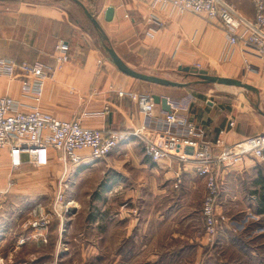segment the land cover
Wrapping results in <instances>:
<instances>
[{
  "label": "crops",
  "instance_id": "obj_1",
  "mask_svg": "<svg viewBox=\"0 0 264 264\" xmlns=\"http://www.w3.org/2000/svg\"><path fill=\"white\" fill-rule=\"evenodd\" d=\"M228 1L246 17L254 18L252 0ZM83 3L96 15L109 44L136 70L172 78L170 76L179 66H199L215 70L220 76L248 81L262 90L264 99V54L241 43L224 57L227 33L219 21L199 14L179 15L169 7L151 6L146 0H84ZM109 7H112L113 15L107 20ZM61 39L70 42V60L44 83L40 108L46 113L66 120L79 119L85 127L134 129L143 124L145 116L129 95L120 96L118 91L149 92L168 97L180 113H188L202 139L211 143L218 137L230 143L264 130V116L262 120L257 118L245 102L237 101L239 95L233 97L234 93L226 95L210 88L198 90L199 86L204 88V83L194 82L198 79L195 76L186 74L188 77L183 82L191 83L185 87H169L123 73L104 53L103 39L74 0H0V58L17 63L53 64L56 45ZM22 78V73L12 77L0 74V96H11L18 101L19 111L28 112L34 99L23 92ZM156 108L159 114L166 111L160 103ZM144 145L143 141L132 139L102 159H94L88 151H83L84 159L70 166L64 187L74 175L79 176L77 180L81 182L83 177L93 174L99 182L95 195L125 194L127 202L128 199L135 202L138 195H143L145 213L143 219L130 212L122 213L118 221L124 225L113 233V237L103 230L97 240H91L83 229L81 240L84 241H76V237L73 239L76 242L70 243L73 246L67 255L68 264H158L161 256L187 254L186 239L190 238L192 242L202 238L197 245H192L202 251L208 246L204 234L202 237L191 234L204 233L203 222L199 226L201 231L191 225L193 214L197 211L201 214L199 204L205 194L204 178L190 162L183 164L165 158L158 162L152 160L144 151ZM24 155H21V164L11 167L12 171L16 169L14 180L20 186L34 172ZM48 156L43 172L56 186L63 173L61 155L49 148ZM249 159L226 170L225 187L230 185L232 169L246 171L250 166ZM9 160V148L5 147L1 150V167ZM177 177L182 182L174 187ZM158 196L159 201L155 200ZM161 230L167 241L159 251L155 248L157 238L154 236ZM169 235L182 237V246L178 250L171 249L174 246L170 244ZM54 250L55 259L60 258L59 248Z\"/></svg>",
  "mask_w": 264,
  "mask_h": 264
},
{
  "label": "built area",
  "instance_id": "obj_2",
  "mask_svg": "<svg viewBox=\"0 0 264 264\" xmlns=\"http://www.w3.org/2000/svg\"><path fill=\"white\" fill-rule=\"evenodd\" d=\"M151 6L184 13L199 14L209 20H217L227 33L224 57L243 43L256 48L264 54V0H252L254 18L246 17L228 0H146ZM157 21V20H156ZM161 23V21H157ZM70 42L61 39L56 45L53 64L42 62L17 63L5 57L0 58V74L15 76L22 73V90L34 99L28 112L18 110V101L9 95L0 96V155L3 148H9L12 166L21 164L22 154H26L35 167H43L49 160V148L60 152L63 173L55 192L53 211L43 207L34 210L29 226L39 231L38 236L46 241L45 232L55 216L61 218L76 205L73 200L64 201V178L70 166L84 159L83 151H88L94 159H102L121 144L138 139L145 143L144 151L154 161L169 159L181 163H192L201 178L205 180V195L202 204V216L208 235L214 238L220 227L228 221L226 215L218 213L220 197L223 194L224 175L233 165L246 159H264V130L247 135L234 142H226L218 137L214 143L201 137L197 125L188 113L169 100L171 111L156 113L157 103L154 94L149 92L118 91L120 96H130L145 119L143 124L129 130L91 128L81 124L79 119H61L41 110L45 81L57 68L70 60ZM249 67L251 65H248ZM233 124V122H232ZM182 182L180 177L174 187ZM64 187V188H63Z\"/></svg>",
  "mask_w": 264,
  "mask_h": 264
},
{
  "label": "rangeland",
  "instance_id": "obj_3",
  "mask_svg": "<svg viewBox=\"0 0 264 264\" xmlns=\"http://www.w3.org/2000/svg\"><path fill=\"white\" fill-rule=\"evenodd\" d=\"M107 45L109 44L107 43ZM104 53L110 57L106 50ZM177 71L178 69L173 71L170 77L183 82L188 75L185 72H179L182 76L178 77ZM167 72L170 73V71ZM209 72L212 75L217 74L215 70ZM203 86L204 88L199 86L198 90L210 88L226 95L234 93L233 97H236V94L239 95L237 101L245 102L253 114L262 120L261 117L264 114L255 107V104L259 103L264 112L261 89L254 92L243 87L225 86L219 83H204ZM23 157L28 156L24 155ZM247 161L250 163L249 168L246 171L232 169L230 185L225 187L224 184L218 213L226 215L228 222L220 227L214 238L206 232L202 210L201 214L199 211L193 214V224L191 225L201 231L199 226L203 222L204 233L191 234L198 237L204 234L208 244L207 247L205 246L206 249L202 251L198 246L195 248L192 246L197 245L202 238L194 239L192 242L189 238L185 241L188 244L184 245L189 248L187 254L172 253V257L161 256V262L158 264H168L169 261L170 264H264V214H258L259 204L256 198V191L261 189L259 180L264 176V159L260 161L249 159ZM11 167V160L3 168L0 165V264H68L69 256L67 255L72 251L73 246L70 243L84 241L81 240L83 229L89 233L91 240H97L103 230L113 237V233L119 231L121 226L123 227L124 224L118 221L122 213L130 212L135 217L143 219L145 213L143 195H138L135 202H131L129 199L127 202L125 194L98 196L95 195V188L99 183L97 177L88 174L83 177L81 182H78L79 176L74 175L69 180V185L65 187L63 198L65 202L73 200L76 205L61 218L55 216L52 219L47 231H44L46 236L44 242L42 237L37 235L39 231L37 232L34 230L35 228L29 226V221L34 217V210L39 206L47 211H53L56 201L54 194L59 184L57 182L55 186L50 182L51 177H46L47 174L43 172V167L32 165L33 175L26 177L27 181L23 186L17 185V180H14L16 169L12 171ZM8 183L11 184L8 185ZM156 199L159 201L160 197L158 196ZM203 201L204 198L199 204L201 207ZM241 210L243 211L241 212ZM104 216L106 217L104 218ZM97 218H99L98 221ZM246 218L248 221H245ZM242 225L244 226L242 227ZM61 226L63 227L62 231ZM165 228L168 232L169 226ZM56 230L57 233H55ZM50 233L54 234L50 236ZM164 233L161 230L154 236L157 238L154 244L156 250L162 251L163 249L159 248L166 245L167 238L166 234L163 235ZM55 235L57 236L55 237ZM169 237H171V246H174L171 249L178 250L182 246L180 245L182 237L176 238L174 235H169ZM74 238L76 241H73ZM54 248H59L60 258L55 259L53 256Z\"/></svg>",
  "mask_w": 264,
  "mask_h": 264
},
{
  "label": "water",
  "instance_id": "obj_4",
  "mask_svg": "<svg viewBox=\"0 0 264 264\" xmlns=\"http://www.w3.org/2000/svg\"><path fill=\"white\" fill-rule=\"evenodd\" d=\"M87 14L88 18L90 19V21L92 22V24H94L95 28L98 30L100 37L103 39V41L105 42L104 47L105 50L109 53L111 60L113 61V63L125 74H129L134 78L137 79H142V80H146L149 82H152L154 84H160V85H164V86H176V87H185L186 85H188L191 82L185 81V82H181L178 80H174L172 78H166V77H162L159 75H152L143 71H138L135 68H133L132 66H129L124 60L123 58L119 55L118 52H116V50L114 49L113 45L109 44L107 45L106 42L109 41V38H107V35L105 34V31L102 27V25L99 23L96 15H94L90 10H88V8L86 7V5L81 1V0H74ZM113 15V9L112 7L108 8L107 11V20H110L111 17ZM180 72H185L188 75H192L197 77V81L194 82H203V83H219V84H223V85H235L237 87L240 88H245L248 91H254L257 92L259 89H257L256 87H254L252 84L245 82L244 80L238 79V78H233V77H224V76H220L217 74H210L208 69L205 68H200L199 66H192V65H184V66H179L178 69ZM154 99L156 103H160L162 105V107L166 110V111H171V107L169 105V99L168 97L165 96H161L160 94H155L154 95ZM255 107L259 110L260 113L264 114L263 110L260 108L259 103L255 104Z\"/></svg>",
  "mask_w": 264,
  "mask_h": 264
},
{
  "label": "trees",
  "instance_id": "obj_5",
  "mask_svg": "<svg viewBox=\"0 0 264 264\" xmlns=\"http://www.w3.org/2000/svg\"><path fill=\"white\" fill-rule=\"evenodd\" d=\"M81 1L84 2V0H81ZM88 1H90V0H88ZM92 1H94V0H92ZM86 7L88 8V10H90L92 12V10L90 9V7H88L87 5H86ZM93 26H94V24H93ZM95 30H97V29L95 28ZM107 43L109 44V42H106V44ZM104 44H105V42L102 40V45H104ZM102 48L105 50L104 47H102ZM259 184L261 186V189H259L258 191H256V193H257L256 194L257 195L256 198H257V202L259 204L258 205V214H261L262 215V214H264V176H262L261 179L259 180Z\"/></svg>",
  "mask_w": 264,
  "mask_h": 264
},
{
  "label": "bare ground",
  "instance_id": "obj_6",
  "mask_svg": "<svg viewBox=\"0 0 264 264\" xmlns=\"http://www.w3.org/2000/svg\"><path fill=\"white\" fill-rule=\"evenodd\" d=\"M226 86V85H225Z\"/></svg>",
  "mask_w": 264,
  "mask_h": 264
}]
</instances>
